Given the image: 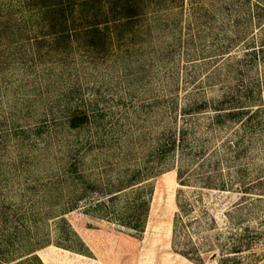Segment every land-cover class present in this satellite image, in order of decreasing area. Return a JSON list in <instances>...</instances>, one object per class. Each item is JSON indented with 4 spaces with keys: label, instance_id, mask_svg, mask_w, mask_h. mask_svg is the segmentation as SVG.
Instances as JSON below:
<instances>
[{
    "label": "rangeland",
    "instance_id": "obj_1",
    "mask_svg": "<svg viewBox=\"0 0 264 264\" xmlns=\"http://www.w3.org/2000/svg\"><path fill=\"white\" fill-rule=\"evenodd\" d=\"M147 23L106 54L0 32V264H264V112L215 120L234 96L264 106L245 56L264 0H182ZM134 175L140 192L96 204Z\"/></svg>",
    "mask_w": 264,
    "mask_h": 264
},
{
    "label": "trees",
    "instance_id": "obj_2",
    "mask_svg": "<svg viewBox=\"0 0 264 264\" xmlns=\"http://www.w3.org/2000/svg\"><path fill=\"white\" fill-rule=\"evenodd\" d=\"M180 1L182 0H8L7 7H17L19 11L0 16V32L12 31L20 36L36 30L42 34L40 40H36L40 41L38 45L50 38L52 43H62L68 48H72L74 44L75 49L82 48L92 53L106 54L117 44L128 42L139 34L141 27L147 22L149 24L152 16L173 8L175 3ZM245 56L251 57L254 63L264 65V38L258 47L248 50ZM232 99L229 101L232 108H223L224 101L217 103L215 120L228 116H247L244 122L248 124L264 112V106L261 104L245 105L236 96ZM171 139L170 146L174 148L177 139L175 136H171ZM178 174L181 176L182 172ZM136 176L121 182L118 190L109 192L96 204L104 206L107 202L113 203L116 197L133 189L137 184L139 186L136 188L140 192L144 183H136ZM262 180L263 178H260L249 183L244 187L245 191ZM147 210V201L138 198L136 205L123 213L120 224L133 230L142 228ZM243 248L241 245H234L230 250L231 253L237 254ZM31 254H26L18 264L38 262V257ZM231 257L222 256L219 264H236L235 258Z\"/></svg>",
    "mask_w": 264,
    "mask_h": 264
}]
</instances>
